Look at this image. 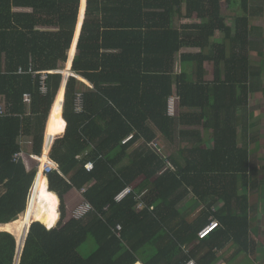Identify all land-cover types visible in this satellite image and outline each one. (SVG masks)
I'll list each match as a JSON object with an SVG mask.
<instances>
[{
  "label": "trees",
  "instance_id": "1",
  "mask_svg": "<svg viewBox=\"0 0 264 264\" xmlns=\"http://www.w3.org/2000/svg\"><path fill=\"white\" fill-rule=\"evenodd\" d=\"M221 1L88 0L86 8L82 0L74 39L80 0H0V92L10 111L22 115L0 118V229H5L0 231V264H184L192 258L196 264H233L241 254L249 260L252 206L239 185L254 187L258 176L251 169L254 137L248 132L250 96L264 89L262 69L251 55L260 52L262 35L250 27L252 0H241L246 14L235 16L234 27L224 26ZM22 4H33L34 10H14ZM192 18L196 21H183ZM218 30L222 39L216 37ZM70 48L65 70L71 72L75 56L73 71L93 84L83 92L81 112L76 98L84 83L77 77L60 88L69 75L49 73L43 93L39 75L18 72L30 64L37 71L58 70ZM208 62L212 80L206 79ZM59 88L45 152L64 129L62 117L65 135L55 137L52 150L62 173H50L48 183L39 172L28 220L36 171L13 162V155L21 150L22 125L33 136V150L42 152ZM27 92L33 98L31 115L23 101ZM172 95L178 97L179 115L168 112ZM180 125L209 129L212 146H203L201 136L187 154L175 149L165 155L150 145L159 134L173 143ZM132 132L134 137L123 143ZM180 134L195 139L200 133ZM141 138L143 144L130 151ZM89 161L91 170L85 167ZM142 175L146 184L117 202L116 195ZM83 187L94 210L81 219L69 217L66 194ZM144 191L145 206L138 209L136 197ZM190 195L203 206L192 221L181 213ZM216 203L221 205L214 211ZM212 214L220 226L200 239L198 232ZM23 220L21 237L29 230L18 259ZM231 247L236 249L227 258Z\"/></svg>",
  "mask_w": 264,
  "mask_h": 264
},
{
  "label": "crops",
  "instance_id": "2",
  "mask_svg": "<svg viewBox=\"0 0 264 264\" xmlns=\"http://www.w3.org/2000/svg\"><path fill=\"white\" fill-rule=\"evenodd\" d=\"M87 1L88 0H86V8H87ZM81 6H82V0H80V6H79V12H78V20H77V25H76V29H75L74 39H75V36H76V34L78 32V25H79V19H80V14H81ZM14 10L17 11V12H21V13L32 12L34 10V5L33 4H30V5H23V4L22 5H18L16 7H14ZM85 15H86V9H85V13H84V19H85ZM186 20L187 19H185L183 21L187 22ZM176 23L178 24L177 21H176ZM40 28H50V27L40 26ZM81 30H82V28L80 29L78 40H79V37H80V34H81ZM74 39H73V42H74ZM73 42H72V45H73ZM77 44H78V41H77ZM72 45H71V48H72ZM71 48L68 50V60L65 63H63V64L61 63V65H60L61 68L60 69H58V70H48V71H51L50 73L58 71V72H61L62 74L64 73V74H67V75H71L74 72L73 69H72V64H73V60H74L75 56L73 57V60H72V64H71V68H70L71 72H68L67 70H65L66 66H67V63L69 61V58H70L69 54H70ZM6 66H7L6 57H5V55H3V58H2V69H3V71L6 70ZM77 78L84 83L82 85V88L80 89V92L83 93V92H86L89 88H93V84L90 83L85 78H83L82 76L78 75ZM172 96H174V95H172ZM177 99H178V97H177ZM0 102L3 105L6 106L7 111L10 113L9 115L3 116V117H0V118L11 117V116H21L22 117V115H20L18 113H13L12 111H10V107H9L8 102H7V99H6V97L3 94H1V92H0ZM32 103H33L32 100H31V103H28V102L24 101V104L27 107V113H26L27 115H31L32 114ZM181 111H182V109L179 107V101H177L176 114L179 115V113ZM49 114L51 116V113H49ZM251 117L253 118V112L251 113ZM48 119H49V116L47 118L46 126H45L42 152L41 153H36L33 150V136L28 134V132L25 129V126H23V125H22L21 131H20V135H19V139H18L19 140V144H20V149H21L20 151L25 152L26 155L33 154V153L39 154V155L43 154L45 156V158H47L48 154H50V152H51V157H52V150H53V146H54V142H55L54 139H55L57 134L65 132L67 124H66V121L61 117L62 121L64 122V129L61 132L55 134V136L53 138V142H52L51 148H50L49 152L46 153L45 152V145H46L45 144V138H46L47 132H48V125H49V120ZM47 122H48V125H47ZM253 125H254V122L251 123L250 131L248 132L249 133L248 137H251V136L254 137V140L250 143V147H251V149L253 150V153H254V157L252 155L251 169H254V170H256V172H258V171H260L262 169V165H261L260 159L257 158V156L255 154H257L258 151L262 150L261 149L262 145H261V142L259 141V138H258V134L259 133L258 132H256V133L253 132V130H255V125L254 126ZM46 127H47V129H46ZM184 131H186V132L187 131H189V132H197V131H199L200 134L199 135L195 134L196 137H191V138H195V139H189V136H191L190 134H189V136H182V134H180V132H184ZM240 132H241V128H240ZM132 133L134 134V132H132ZM198 136H201L202 137L201 139H204L203 146H205V147L212 146L211 131L209 129L203 128L201 126H192V125H180L179 128H178L176 137L174 139L175 141L173 143L166 141V139L161 134H159L158 138L154 142H151L150 145H152L154 147H157L158 150L161 151L165 155H167L168 153L165 150H163L164 147H166L167 150H169V152L170 151L173 152V150L176 149V150H178V153H183L184 152L185 154H187L189 148L193 147L194 145H198V140L200 139V137H198ZM143 142H144V140L142 138L138 139L131 146L130 151L134 150L135 148L140 147L143 144ZM240 142H242V140ZM155 143H157L158 146H155ZM162 144L164 145V147L162 146ZM259 156H261V154ZM257 159H258V161H257ZM19 161H23V163L25 164L26 168L29 171L32 170V169L36 171L35 180H34L33 185H32V187H31V189L29 191V195H28V199H27V208H28L29 204H30V200H31L30 196H31V193H32V189L36 187L38 179H39V172H41V171H39V169L38 170L35 169V167H32L31 166L32 165L31 162L29 164H27L26 161L23 160V159H20ZM19 161H13V162L17 163ZM56 170L62 173V170L60 169L59 164H58V167H57ZM257 175H258V173H257ZM43 176H44V173L42 172V179H43ZM46 176L48 178V183H49V177H48L49 175H46ZM145 184H146V179L142 175L132 184V186L134 188H139L140 186H143ZM260 184H261V186H260L261 190H260V192H258V196L256 197V202L252 201L250 199V195H249L250 189H252V188L253 189H258ZM2 191H3V188L0 187V192H2ZM239 192L242 193V194H248L249 202H250V205L252 206L251 207V211H250V221H251V241H252L253 246H254L253 247V251L264 250V210L263 209L261 210L258 207V205H260L259 203L261 201L262 202L264 201V179H260L259 175H258L257 176V182H256V185L254 187L247 188V187H243L242 185H239ZM57 195L59 196L58 193H57ZM84 197L85 196L81 192V189H77V188H73L72 190H70L66 194V205H67V211L69 212L68 213L69 217H71V210L75 206H77L79 203L84 201V199H85ZM59 199H60V197H59ZM60 202H61V199H60ZM196 204H197V197L195 195H190L189 197L186 198V201H184V205L182 206V209H181V213L184 216H187V219H189L191 221L194 220L202 212L203 206L202 205L196 206ZM263 204H264V202H263ZM220 205L221 204L216 203L214 205V207H213V210L214 211L217 210L220 207ZM59 206H60V204H59ZM211 216L214 217L213 214L210 215V217ZM257 220H259V222L262 221V224L256 222ZM32 222H34V221H32ZM29 226H30V224H29ZM28 229H29V227H28ZM0 230H5V229L1 228ZM21 239H22V237H21ZM184 249H185L186 253H189L191 248L188 247V246H185ZM232 249L234 250V249H236V247L229 248V250L226 253H228ZM225 257L228 258L229 256L225 255ZM137 263L143 264L141 261H138ZM217 264H229V263H227V261H225V262L224 261H220ZM255 264H260V262L255 261Z\"/></svg>",
  "mask_w": 264,
  "mask_h": 264
},
{
  "label": "rangeland",
  "instance_id": "3",
  "mask_svg": "<svg viewBox=\"0 0 264 264\" xmlns=\"http://www.w3.org/2000/svg\"><path fill=\"white\" fill-rule=\"evenodd\" d=\"M252 2H253L255 7L253 8L254 11L250 13V27H251L252 31H254L256 33L260 32L262 36L259 37V40H258L259 48L261 49L260 52L253 51L251 53V55H252L253 64L256 66H260V68L262 69L261 79L263 81H262L261 86L263 89L264 88V0H252ZM221 7L223 10L222 22H223L224 26L229 25L231 27H234L235 16L238 14H246L245 10L243 9V7L241 5V0H222L221 1ZM186 21L187 22H194V21H196V19L192 18V19H187ZM179 23H180V20H178V24ZM223 36H224V33L218 30L216 33V37L218 39H222ZM194 49L198 50L197 48H194ZM189 50H192V48H190ZM206 70H207L206 71V79L212 80L213 79V64L210 62L206 63ZM177 101H178V99H176V101H175L176 108H177ZM250 109L253 112L252 121L254 122V125H255V130H253V132L259 133L258 138H259V141L261 142V145H262V147H261L262 150L258 151L257 154H255L257 156V158L260 159V162L262 165V169L260 171H258L257 173H258L260 179H264V89L260 92L251 94V96H250ZM241 140L242 139L240 138V141ZM155 146H158L157 143H155ZM162 146L164 147L163 144H162ZM163 150H165L167 153H169V150H167L166 147H164ZM260 154H261V156H259ZM253 157H254V153H253ZM257 161H258V159H257ZM31 164H32L31 166L35 167V169H37V170L39 169L40 164L38 162L31 161ZM260 186H261V184L259 185L258 189H253V188L250 189L249 195H250V199L252 201L256 202V197L258 196V192H260V190H261ZM263 202L261 201L259 203L260 205H258L259 209H261V210L262 209L264 210ZM60 204H61V202H60ZM59 211H60V206H59ZM60 215H61V213H60ZM256 222L262 224V221L259 222V220H257ZM21 228H22V226H21ZM90 248H91V244L89 245L88 248L85 246L84 247V253H86L87 250ZM232 250H230L228 253H226V255L230 256L232 253ZM249 256H250V258L248 260V258L246 257L245 254H241L238 258H236L233 261V264H242V263L243 264H255V261L260 262V264H264V250L253 251ZM137 264H141V263H137Z\"/></svg>",
  "mask_w": 264,
  "mask_h": 264
},
{
  "label": "built area",
  "instance_id": "4",
  "mask_svg": "<svg viewBox=\"0 0 264 264\" xmlns=\"http://www.w3.org/2000/svg\"><path fill=\"white\" fill-rule=\"evenodd\" d=\"M18 72L19 73L29 72V73L33 74L34 76L39 75L40 76L39 77V79H40V90L43 93L47 92L48 88H47V85H46V80L48 78V74L51 71H48V70L37 71V70H34L32 64H30L29 69L27 71H25L22 67H20ZM176 99H177L176 96H171L169 98L168 112H169L170 115H175L176 114V106H175ZM31 100H32V94L30 92L25 93L24 94V101H26L28 103H31ZM83 109H84L83 93L82 92H78L77 98H76V110L78 112H81V111H83ZM9 114L10 113L7 111L6 106L3 105L0 102V117L7 116ZM133 137H134L133 133L128 134L123 139L122 142L123 143H127ZM42 156H43V154L39 155V154H35V153L26 155L25 152L19 151V152H16L14 154L13 161H19L20 159H23V160L26 161L27 164H29L31 161L38 162L40 164L39 167L40 166L43 167V173L46 174V175H49L50 173L54 172L57 169L58 164L51 157V152H50V154H48L47 158L44 161L42 160ZM85 166H86V168L88 170H91L94 167V164H93V162L89 161V162H87L85 164ZM85 191H86V187H83L81 189V192L84 194ZM134 191H135V189H134V187L132 185L131 186H127V187H125L122 191H120L116 195L115 200L117 202H120L125 197H127L129 194H131ZM144 194H145V191L140 193V194H138L137 197H136V199L138 200V206H137L138 209H141V208H143L145 206L144 201L142 199ZM105 208H107V206ZM92 210H94L93 204L85 198L84 201L79 203L77 206H75L71 210V217L75 218V219H81V218L85 217L88 214V212H90ZM209 220L210 221L205 226H203L198 232V237L200 239L205 238L206 236H208L211 232H213L215 229H217L220 226L219 221L215 217L211 216L209 218ZM121 228H122L121 225L117 226L118 235H120ZM184 264H196V262H195L194 259H190L189 261H187Z\"/></svg>",
  "mask_w": 264,
  "mask_h": 264
},
{
  "label": "water",
  "instance_id": "5",
  "mask_svg": "<svg viewBox=\"0 0 264 264\" xmlns=\"http://www.w3.org/2000/svg\"><path fill=\"white\" fill-rule=\"evenodd\" d=\"M71 76L78 77V75H77L75 72H73L71 75H69V76H67V77H64V76H63V80H62V83H61L60 88L62 87L63 84H64L65 87H66V85H67V83H68V80H69V78H70ZM59 90H60V89H59ZM59 90H58L57 95H56V97H55V99H54V102H53V104H52V108H51V110H50V113H51V111H52V109H53V106H54V104H55V102H56V99H57V96H58ZM49 116H50V114H49ZM64 135H65V132H64V133L57 134L56 139H57V138H61V137H63ZM46 138H47V136H46ZM46 138H45V144H46ZM0 231H1V230H0ZM26 237H27V233L23 236L22 239L17 240V241H18V259H19V257H20V253H21V251H22V249H23V246H24V242H25ZM18 261H19V260H18ZM17 264H18V263H17Z\"/></svg>",
  "mask_w": 264,
  "mask_h": 264
},
{
  "label": "bare ground",
  "instance_id": "6",
  "mask_svg": "<svg viewBox=\"0 0 264 264\" xmlns=\"http://www.w3.org/2000/svg\"><path fill=\"white\" fill-rule=\"evenodd\" d=\"M60 91V90H59ZM64 98H65V95H64ZM63 103H64V101H63ZM49 118H50V116H49ZM49 120V119H48ZM47 125H48V122H47ZM46 129H47V127H46ZM46 158L44 157V155L42 156V160L44 161ZM39 171H41V172H43V167L42 166H40L39 167ZM37 188H38V183H37V185H36V187L35 188H33L32 189V193H31V204H30V207H29V214H28V220H30V218H31V216L33 215V212H34V208H35V206H33V204H35V199H36V197H37V193H38V190H37ZM50 190V189H49ZM28 209V208H27ZM27 211V210H26ZM25 216H26V212H25ZM24 222H25V220L23 221V224H22V227H23V225H24ZM22 228H21V231H20V234H19V240L21 239V235H22ZM26 234V229H24V232H23V236ZM23 236H22V238H23Z\"/></svg>",
  "mask_w": 264,
  "mask_h": 264
},
{
  "label": "clouds",
  "instance_id": "7",
  "mask_svg": "<svg viewBox=\"0 0 264 264\" xmlns=\"http://www.w3.org/2000/svg\"><path fill=\"white\" fill-rule=\"evenodd\" d=\"M25 211H26V210H25ZM24 213H25V212H24ZM34 222H35V221H34ZM32 223H33V222H32ZM32 223H31V224H32ZM28 230H29V229H27V232H26L27 234H28Z\"/></svg>",
  "mask_w": 264,
  "mask_h": 264
}]
</instances>
